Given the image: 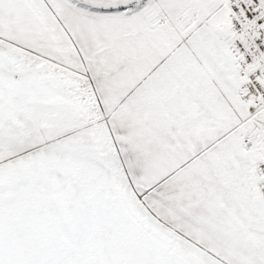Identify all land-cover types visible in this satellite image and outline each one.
Here are the masks:
<instances>
[{
	"label": "snow or ice",
	"instance_id": "6c2138e0",
	"mask_svg": "<svg viewBox=\"0 0 264 264\" xmlns=\"http://www.w3.org/2000/svg\"><path fill=\"white\" fill-rule=\"evenodd\" d=\"M0 264H264V0H0Z\"/></svg>",
	"mask_w": 264,
	"mask_h": 264
}]
</instances>
